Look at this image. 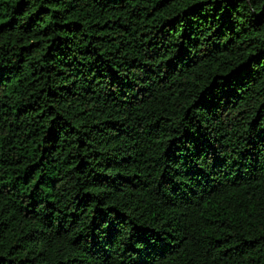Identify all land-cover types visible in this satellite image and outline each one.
Segmentation results:
<instances>
[{
    "label": "trees",
    "instance_id": "16d2710c",
    "mask_svg": "<svg viewBox=\"0 0 264 264\" xmlns=\"http://www.w3.org/2000/svg\"><path fill=\"white\" fill-rule=\"evenodd\" d=\"M0 264H264V0H0Z\"/></svg>",
    "mask_w": 264,
    "mask_h": 264
}]
</instances>
